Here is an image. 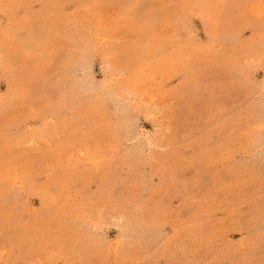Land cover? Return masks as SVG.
Listing matches in <instances>:
<instances>
[{
	"label": "rangeland",
	"instance_id": "obj_1",
	"mask_svg": "<svg viewBox=\"0 0 264 264\" xmlns=\"http://www.w3.org/2000/svg\"><path fill=\"white\" fill-rule=\"evenodd\" d=\"M0 264H264V0H0Z\"/></svg>",
	"mask_w": 264,
	"mask_h": 264
}]
</instances>
